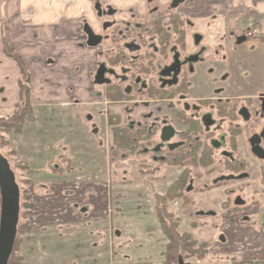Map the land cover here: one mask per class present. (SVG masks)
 Segmentation results:
<instances>
[{"label":"crops","instance_id":"crops-1","mask_svg":"<svg viewBox=\"0 0 264 264\" xmlns=\"http://www.w3.org/2000/svg\"><path fill=\"white\" fill-rule=\"evenodd\" d=\"M171 3L156 0L162 8ZM109 4L118 10L139 7L144 12L154 5L146 0H110ZM95 5L96 0H0V8H9L8 13L15 8L41 28L65 30L63 35L82 28L80 21L67 23L68 18L98 23L92 15ZM179 8L210 19L223 18L217 40L220 32L231 39L239 26L264 23V0H184ZM23 36L27 39L30 34L24 32ZM9 40L14 41L11 36ZM75 41L67 38L51 48L29 43L18 52L33 73L31 101L35 113L34 121L26 122L21 133L9 134L16 152L13 155L25 164L30 176L24 217L29 230L21 235L19 254L29 264H164L168 239L154 209L155 196L165 193L174 175H137V167L110 160L106 117L98 109H88L95 89L89 77L98 65L97 48ZM50 51L59 53L53 65L45 63ZM255 52L252 45H240L234 53L224 52L231 60L243 61L242 68L232 65L231 75L241 76L244 62L255 60ZM250 67L251 63L247 71ZM18 78L16 63L0 53V110L12 108L19 101ZM83 78H87L86 83ZM78 107L83 111L75 110ZM59 123L66 129L60 130ZM44 125L49 127L45 129ZM63 132L66 138L60 136ZM58 142L64 143L62 150L56 148ZM241 153L250 173L261 177L259 160L243 144ZM262 192L260 180L240 194L248 201L254 196L260 199ZM258 203L254 205L258 216L254 215L256 211L236 209L222 227L210 226L202 218L197 239L209 243L208 255L229 256L239 264L246 257L264 260V205L261 200ZM182 207L177 201L172 206L180 227L187 226L188 220L190 227L183 230L195 234L200 220L184 215Z\"/></svg>","mask_w":264,"mask_h":264},{"label":"flooded vegetation","instance_id":"flooded-vegetation-1","mask_svg":"<svg viewBox=\"0 0 264 264\" xmlns=\"http://www.w3.org/2000/svg\"><path fill=\"white\" fill-rule=\"evenodd\" d=\"M175 1L172 0L170 6L162 8L156 4V0H146L154 5L144 12L139 7L118 10L109 4L110 0H96V16L99 20H105L97 23L98 29L87 22L83 31L85 44L97 48L98 56V65L91 77L92 86H95L93 102L88 109L91 112V109H98L106 117L111 152L115 159L128 154H119L126 151H115L109 115L117 116L119 125L130 130L143 127L147 129L149 138L142 142L137 151L129 153L144 154V157L148 155L146 159L156 163L161 172L151 173L152 166L149 171H144L135 165L137 175L156 177L155 175L165 172L174 175L165 193L176 181L187 176L183 195L171 202L172 212L176 201L183 206L182 209L185 207L184 203L192 204L189 193L195 185L205 183L204 180L212 182L214 187L226 180H240V193L254 187L260 180L264 186V82H255L249 71L251 67L247 71V66L251 63L247 61L244 62L242 75L232 76V65L242 68L243 61L235 58L231 60L224 53H234L240 46L238 44L249 39L264 42V23L257 22L245 27L243 35L237 34L231 39L222 35L213 44L206 45L203 43L204 36L194 30L193 20L200 21L208 17L194 12L190 14L185 8H179L184 0H177L176 5ZM160 25L165 27L167 36L162 33ZM87 27L100 37L97 45L88 44ZM105 37L112 41L108 47L101 45ZM228 41L232 44L229 45ZM235 41L237 43L233 44ZM206 64L207 76L204 74ZM28 70L31 73L29 87L33 108V73L29 68ZM100 71L102 74L98 78ZM254 88L256 89L253 91ZM157 90L163 93V97L153 92ZM116 93L120 97H112ZM119 105L123 108L120 111L116 110ZM112 106H116V109L112 110ZM137 112H140L139 117H136ZM34 119L35 113L33 120L28 121ZM197 126L199 130L196 132L194 130ZM166 128L172 129L168 139L163 138ZM160 129L161 136L158 134ZM242 144L259 160L261 177L257 178L250 173L248 162L241 153ZM209 154L210 163L204 165L209 161L204 156ZM130 156L127 157L130 164L136 163ZM198 169L205 171L197 172ZM201 188L211 189L208 184ZM235 193V188L228 189V194ZM164 194L156 195L155 201L157 196ZM254 197L247 201L239 194L234 204H224L222 209L235 215L234 210H245L259 204L260 200L264 205V192L260 194V199ZM201 212L217 214L210 209ZM23 222L28 225L25 219ZM260 262L255 264L263 263Z\"/></svg>","mask_w":264,"mask_h":264},{"label":"rangeland","instance_id":"rangeland-1","mask_svg":"<svg viewBox=\"0 0 264 264\" xmlns=\"http://www.w3.org/2000/svg\"><path fill=\"white\" fill-rule=\"evenodd\" d=\"M8 9L9 8H0V40L2 37H5L8 40V43L11 45L15 46V50L16 52H19V49L29 43H33V44H39L42 45L46 48H51V47H57L59 46L63 41H65L67 38H74L76 39V44L81 45L84 44V25L88 22L96 27V29H98L97 26V22H93L91 19L89 20H84L82 18H68L66 19V22H73V23H77V22H81L82 23V28L81 30H79L76 33L73 34H65L63 35L62 32H65V30L62 29H46V28H41L40 26H37L33 23L32 20L30 19H25L24 17H22L20 15V12L15 9V8H11V12L8 13ZM95 10V8H94ZM93 18L96 19V14L93 11L92 13ZM99 20V19H98ZM105 20V18H102L101 20H99V22H103ZM224 23V19L223 18H218V19H210V18H205V19H201L200 21L197 20H193V27L195 26L194 30H197L198 32H200V35L202 34L203 36V43L206 45H209V43L213 44L215 38L217 37V30L222 27ZM200 31H199V30ZM236 33L238 34V36L243 35L244 34V27H237L236 28ZM26 32L27 34H30V37H24L23 33ZM222 35H225L224 33H221ZM12 37L14 41L9 40V37ZM2 41V40H1ZM112 43V41L108 38L105 37L103 40V43L101 44L103 47H108L110 44ZM237 42L235 41L233 44H236ZM239 45H244L245 47H249L250 45H252L253 47H255L256 49V56H255V60H253L251 62V70H249L251 72V75L253 77V79L255 80V82L262 84L264 82V43L260 41V39H249L247 42L243 43V44H238ZM249 51V50H248ZM0 53L4 54V50H3V44L0 46ZM51 55L45 60V63L49 65V63H54L57 62L58 60V56L59 53H53L51 52ZM253 53H251L252 55ZM249 55V54H248ZM6 56V55H5ZM8 57V56H7ZM9 58V57H8ZM200 69H203L202 67H199ZM207 64L204 67V74L207 76ZM86 79L87 78H83L84 83H86ZM89 79H91V77H89ZM221 80H223V78H221ZM92 84V83H91ZM91 84H89V87L91 86ZM255 86V85H253ZM198 89H200L198 87ZM256 88L253 89V91ZM251 95H254L253 92H251ZM83 107H78L75 110H81ZM120 108L123 109L120 105L119 107L116 109V106H112V110L116 109L120 111ZM14 110V107L9 108V109H2L0 110V119H8L12 112ZM75 110H73L72 113L75 112ZM56 111L58 112H62V113H66L69 110L66 109H57ZM83 111V110H81ZM140 116V112L136 113V117ZM102 121H98V125L102 126ZM45 129L48 126L44 125ZM58 127L61 129H66V125H64V123H59ZM106 130V128H105ZM3 131V129L0 130V153L3 155H6L7 158L9 159L11 166L16 174V179L17 182L19 184L20 187V192H21V197H22V202H25L26 198H27V178L30 177L28 176V173L26 171V167H24L23 165H19V163L21 164V162L13 155V152L11 151V149L14 147L11 142H10V137L9 134L10 133H3L1 132ZM161 131L162 129L159 130L158 134L159 136H161ZM60 133V131H59ZM66 132H63L60 136L64 137L66 136L65 134ZM66 138V137H64ZM64 143L62 142H58L56 144V148L59 150H62L63 147L61 145H63ZM128 154L127 156H123V158L121 159H115L113 158L114 155L112 154L111 151H109V158L110 160H113L114 163L118 164H123V165H127V166H138L139 168L141 167L142 170H146L149 171V167L152 166L151 168V173H156V172H161L160 167L156 166V163L154 162H150L148 159V155L147 156H143L139 155V154H130L128 151L126 152H119V154ZM131 155V156H130ZM128 156H130L131 158L135 159L137 162H133V164H130V160H128L129 158H127ZM133 156V157H132ZM119 161V163L117 162ZM148 169V170H147ZM167 171V170H166ZM205 170L202 169H198L197 172H202L204 173ZM231 171V170H229ZM235 171V170H232ZM148 173V172H147ZM205 183H201L197 184L198 186H194V188L190 191V198L192 200V204H187L184 203V215H186L187 217L190 218V216H193L194 218H197L198 221V227L196 226V230H195V234L193 232L190 231H186L183 230L184 228L190 227L189 226V221L185 220V222H187V226L183 225L181 229L180 225L179 228L182 232H188L191 233L193 236V239L197 241L198 244H207V253L205 254L204 258H200L199 256H193V257H189V254H186V257H188L186 259L187 262H189V264H239L238 263H233L232 262V258L229 256H210L208 255L209 253V249H208V242H202L199 241L197 239V237H199V233L201 231V226L202 224L200 223L202 218H205V221L209 222V225H217V227H222L224 225H226L229 221V217H231L232 215H234V213L229 212L227 210H223L222 206L224 204L226 205H232L234 204V201L236 199V196H238L240 194V187L239 184L241 183L240 180H226L224 182H221L217 187L213 186L212 182H206V180H204ZM208 184V186H210L211 189H202L201 186ZM229 188H235L236 189V193L231 195L228 194V189ZM114 199L116 200V195H113ZM189 198V199H190ZM0 201H1V197H0ZM117 201V200H116ZM26 205V203H25ZM256 206L252 205L249 208L245 209L244 211L246 212H255L256 211ZM212 210L213 212H216L217 214H215V216L207 214V215H201L197 212H201V211H206V210ZM21 211L25 212L24 207L21 208ZM20 211V212H21ZM255 216H258V211H256V213L254 214ZM23 216V215H22ZM20 219V222L23 221ZM181 223V222H180ZM203 224H206V222H203ZM205 228L208 229V226H205ZM216 228H214V230H216ZM241 263V262H240Z\"/></svg>","mask_w":264,"mask_h":264},{"label":"trees","instance_id":"trees-1","mask_svg":"<svg viewBox=\"0 0 264 264\" xmlns=\"http://www.w3.org/2000/svg\"><path fill=\"white\" fill-rule=\"evenodd\" d=\"M159 28L161 29L162 33H165V36H167V31L165 30V27L160 25ZM3 50L6 55L16 61L19 67L20 78L18 84L20 101L18 102L11 116L8 119H0V130L3 129V131H1L3 133H21L24 128V123L28 120H33L34 118L33 108L30 102L29 82L31 78V73L28 70L23 58L16 52L15 46L9 44L4 37ZM153 92H156V94H158L160 97H163V93L161 91L159 92V90H157ZM120 95L122 96L121 92ZM120 95L119 93H116L112 97L117 98L120 97ZM109 124L112 127L113 145L115 151L117 152H135L141 146L142 142L149 138L147 129L145 127L130 130L125 126L119 125V121L117 119V116L115 115H109ZM198 130L199 126H197L194 131L197 132ZM11 151L13 152V154L16 153L13 148L11 149ZM4 156L7 158L6 155ZM204 157L209 158V161L204 165H209L211 160L210 154L208 156L205 155ZM19 165H23L24 167H26L25 164L22 163H19ZM186 181L187 176L185 175L184 178L176 181L173 185H171V187H169V189L164 195L157 196L156 198L155 212L158 216L161 229L168 239L164 264H178L179 256H182L186 261V259L188 258L186 257V254H189V257L199 256L202 259L207 253V244H198L197 241L193 239L191 233L182 232L180 230V219L175 217L170 208L171 202L176 197H180L183 195L184 189L186 187ZM22 207H24L25 209L26 206L25 202H22V197L20 196V209ZM24 215L25 212L21 211V220ZM27 229H29L28 225L23 221L20 222L19 220L17 237L8 264H29L25 262L24 258L18 253L21 234ZM244 260L245 262L243 264H250L255 261V258L246 257ZM262 262L263 261H261L260 263ZM187 264H189V262H187ZM262 264H264V262Z\"/></svg>","mask_w":264,"mask_h":264},{"label":"water","instance_id":"water-1","mask_svg":"<svg viewBox=\"0 0 264 264\" xmlns=\"http://www.w3.org/2000/svg\"><path fill=\"white\" fill-rule=\"evenodd\" d=\"M177 0L175 1V5ZM89 34L88 44L97 45L100 37L95 35L90 28H86ZM99 72L98 78L101 76ZM172 129L164 130V139H168ZM258 151V148H255ZM260 154V153H259ZM260 157H263L260 154ZM20 187L16 174L11 167L9 159L0 153V264H8L13 252L18 223L20 220ZM178 264H187L182 256L178 258Z\"/></svg>","mask_w":264,"mask_h":264}]
</instances>
